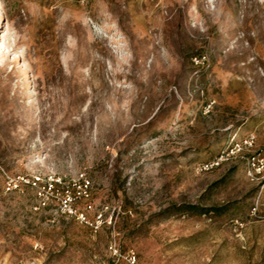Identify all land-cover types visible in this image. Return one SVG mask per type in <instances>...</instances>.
I'll return each instance as SVG.
<instances>
[{
  "label": "rangeland",
  "instance_id": "1",
  "mask_svg": "<svg viewBox=\"0 0 264 264\" xmlns=\"http://www.w3.org/2000/svg\"><path fill=\"white\" fill-rule=\"evenodd\" d=\"M0 264H264V0H0Z\"/></svg>",
  "mask_w": 264,
  "mask_h": 264
},
{
  "label": "trees",
  "instance_id": "2",
  "mask_svg": "<svg viewBox=\"0 0 264 264\" xmlns=\"http://www.w3.org/2000/svg\"><path fill=\"white\" fill-rule=\"evenodd\" d=\"M55 191L58 194L69 195L74 194L76 195V188L73 186H65V187H56ZM76 197V196H75ZM166 215L171 216L177 213H194V214H204L209 213L210 211H219V208L213 206H200L197 204L191 203H183V204H173L171 208L166 210Z\"/></svg>",
  "mask_w": 264,
  "mask_h": 264
}]
</instances>
